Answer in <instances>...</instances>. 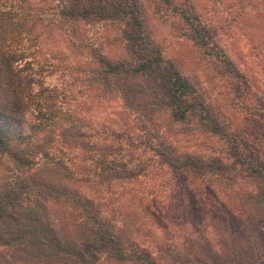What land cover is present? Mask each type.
I'll return each instance as SVG.
<instances>
[{
    "label": "trees",
    "instance_id": "1",
    "mask_svg": "<svg viewBox=\"0 0 264 264\" xmlns=\"http://www.w3.org/2000/svg\"><path fill=\"white\" fill-rule=\"evenodd\" d=\"M233 1L229 17L207 18L197 3L155 0L177 13L212 72L208 91L154 40L143 0H0V264H264V0ZM96 23L118 27L121 54L76 38L77 24ZM55 30L83 45L71 49L76 61L29 49ZM241 30L245 52L224 40ZM58 69L75 74L91 105L117 101V122L94 127L73 90L45 83ZM177 125L220 145L189 151ZM160 169L195 197L223 183L233 207L171 231L165 215L145 224L142 195L124 213L112 204L115 185ZM154 222L163 238L148 241Z\"/></svg>",
    "mask_w": 264,
    "mask_h": 264
},
{
    "label": "rangeland",
    "instance_id": "2",
    "mask_svg": "<svg viewBox=\"0 0 264 264\" xmlns=\"http://www.w3.org/2000/svg\"><path fill=\"white\" fill-rule=\"evenodd\" d=\"M31 1H33L37 7L41 5L40 0ZM182 1L184 3L189 1L197 3L199 6H205L204 10L206 11H204V16L207 18L211 14L215 18H221V13L224 12L223 17H226L227 8L230 6V10H233L235 7L233 0H224L223 4L214 2V0ZM143 3L146 11L147 26L154 40L164 49L167 56L177 59L178 63L185 71L196 75L203 87L210 91L211 86L209 85H215L216 83L210 82V78L213 74L206 68L207 64L199 56V53L196 51L197 48L190 40L182 35L183 26L180 24L181 21L177 13L174 12L173 8H168L166 6L157 7L155 0H143ZM217 8H219L220 13H217ZM227 16L229 17L230 15ZM75 27L76 38H79V41L81 40L83 44H89L90 49L94 47H96V49H103L109 51L113 56L121 54V49H123L121 43L115 41V36L118 34V27L116 28L115 25L109 23H96L90 25L77 24ZM40 28L42 29L43 26L41 25ZM69 30L70 27L68 31ZM240 32L241 33H234V31L230 32L228 34L233 37H224V40L229 47L232 45L233 47L239 46L240 49L242 48V51L245 52L246 46L244 44L246 40L243 36L245 34L242 30ZM53 35V38L41 36L39 41H37L34 46H30L29 49H41L40 51L46 57L51 56L50 53L48 54L47 52L49 49H52V53L55 54L52 60L53 63L58 62L56 58L58 55L56 53L59 51L68 56L72 62L76 61L79 57L71 49H81L83 45L81 47L79 45L77 46L78 40H76L75 46L70 45L67 42V36L61 34L59 30H55ZM235 41L237 42L235 43ZM84 49L88 48L85 47ZM74 76L75 74H70L68 70L61 73V70L58 69L51 74L49 71L44 72L43 79L47 84L73 90L74 95L70 98L72 100V105L76 107L82 103V106H84L82 109L85 112L84 115L88 120L92 121L94 127L102 124L103 121L108 123L111 119L115 120L118 116L116 114H118L120 109L117 101H106V103L104 102L99 106H96L95 103L91 105L92 95L90 96L89 93L84 91V86L78 80H75ZM258 80L262 83L264 82V77L260 74L258 75ZM88 102H90V105H88ZM221 102H223L221 103L222 108L229 113L230 117L238 121L239 116L237 117L235 115L237 112H235V114L232 113L231 109H227L228 107L225 106L227 103L223 100ZM83 103H86V106L83 105ZM173 132L177 135L176 138L179 140V144L189 151L199 150L212 153V150L220 145L217 139L210 138L206 134L198 131L183 130V127L178 125L173 128ZM183 180V176L171 173L166 169L152 171L142 176L137 181L115 185L110 191L111 201L115 206L120 205L122 207V211L120 210V212L124 213L128 208L126 200L135 204L136 199H133V197L137 198L142 195V204L149 209L146 211H139L145 216V224L147 222L145 220H148L146 216H150V214H154L155 216L165 215L166 218L164 221L174 226L170 228L171 231L178 229L177 225H180L179 223L188 221L199 214H202V216H207L212 213L216 215H226L227 212L222 208V204L223 206L227 205L228 207H233V202L228 200L226 196L230 191L223 186V183L214 181L208 185H204L203 191L195 197V195H189L184 190L182 185ZM220 200L223 201L219 204L218 202ZM194 203H196V205ZM139 212L137 211L138 214ZM154 223L156 224V228H151V233L145 238L148 241L152 239V235L160 239L163 238V230L161 226H159L161 224L158 222Z\"/></svg>",
    "mask_w": 264,
    "mask_h": 264
}]
</instances>
